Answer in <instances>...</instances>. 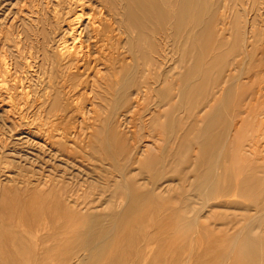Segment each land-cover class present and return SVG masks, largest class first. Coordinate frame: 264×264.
I'll return each mask as SVG.
<instances>
[{
	"label": "rangeland",
	"instance_id": "rangeland-1",
	"mask_svg": "<svg viewBox=\"0 0 264 264\" xmlns=\"http://www.w3.org/2000/svg\"><path fill=\"white\" fill-rule=\"evenodd\" d=\"M175 1L171 0L173 6L171 11L180 10L175 7ZM260 1L242 0L241 7L243 9L239 8V14L233 8L232 0H224V2L223 0H201L202 4L200 5L199 3L195 6L190 5L187 13L189 21L195 17L196 11L200 9L210 14L214 12L216 15L223 12L228 13V16H226L228 26L225 24L227 26L226 31V27H223V39H220L223 44L220 46L216 43V41H219L214 33L216 25L215 27L211 25L208 27L209 32H205L211 42L209 47H204L201 45V38L197 35L199 30L187 28L175 38L176 20H171L168 27L164 28L154 11L139 5L142 1L132 0L130 4L136 17L137 15V18L141 17L139 19L135 18L136 22H134L137 29L135 46L136 59L138 60L137 67L129 74L123 68L124 71L122 70L119 73V84L112 87L111 83H107L105 85L108 90L106 93L103 88L97 89L98 96L105 94L108 98L99 101V106L95 107L96 118L93 119L92 123L91 119H84L85 122L82 119L46 120L40 112L37 113V107L41 103L35 102L36 90L38 91V88L42 86L37 87L28 79L25 82L27 77L25 74L21 76L23 70L19 65L25 63V60L33 54L39 57L37 62L42 63V48L44 47L42 45L48 39L45 38L44 32L40 29H43L42 25L36 22L35 19L38 8L43 4L37 2V0H0V49L2 48L0 50V56L2 55L0 58V80L1 83L4 82L5 87L3 91L0 90V93H3L0 95L8 98L0 96L4 100L1 101L2 99H0V264H264V226H253L245 231L244 228L241 229L243 226L238 227L239 222L250 214L249 210H253L255 206L264 200V128L261 130L262 133L258 134V128L254 123L255 119L250 118L252 112H260L264 108V82H262L264 81V53H262L264 48L261 49L264 46V0ZM32 5L35 6L32 7ZM36 6L38 7L36 8ZM137 9H139V12ZM141 10L143 13L140 12ZM256 11L259 12L258 17ZM241 14L244 16L242 17L244 26L247 24L246 20L249 23L254 22L253 15L257 17L252 25L251 42L255 46L252 58L254 60H252L253 64L250 63V70L247 69V71L249 70L248 74L246 73L243 77L248 80L244 94L240 97H231L224 93L221 97L223 102H221V100H217L216 93L223 86V81L219 87L214 84L215 72L217 71L215 56L222 55L233 43L234 23L238 20L237 16ZM250 14H252V17ZM29 17L35 20L32 23L39 28L38 33L35 31L36 28L25 25L24 20L27 21ZM11 22H14L15 25ZM19 27L20 29H18ZM167 31L172 38L168 49L171 62L167 65L169 68L166 66L165 70L159 71V67L155 65L157 55L152 52L151 46L162 39L157 35H163ZM159 32L160 34H158ZM38 36L42 39H39ZM48 38H51V35ZM3 49H6L5 52ZM260 51L263 54V57H260L261 60L263 59L262 61L257 58L262 56ZM185 53L188 58L184 61ZM255 59L258 60L257 63L261 62V64L255 65ZM9 62L12 64L10 65ZM146 63L152 67L149 85L141 87L140 83L144 79L140 72ZM190 68L193 70L196 68L199 77H201V85L196 87L191 94L187 93L186 87L183 90L181 83L182 74ZM229 70L230 67H226L224 77H227ZM8 71L13 73L15 71L16 73L12 75L13 73ZM35 72L36 75L34 74V76L38 78L41 72L38 69ZM131 75L138 82L139 96L137 102L134 101L138 105L137 108L135 103L132 106L120 105L119 103V97L124 96L128 90V79ZM237 75L239 73H233L231 77ZM255 75L258 76L257 79ZM13 76H16V78ZM17 77L22 78L17 79ZM35 77L33 79H36ZM46 77L44 76L43 80L47 79ZM22 79H25V81H22ZM13 80H16L15 83ZM19 81L25 83L21 82L24 87L21 88ZM177 82L179 88H181L180 92L182 91L180 98L177 96ZM25 89L29 92V101L25 96L28 94ZM131 89L136 90V86L133 88L131 86ZM258 89L259 91L261 89V92H258ZM151 90L153 93H150ZM18 91L20 95H18ZM5 93L6 95H4ZM257 93L259 94L256 96L258 100L252 101L251 105V99H256L253 98L252 94L257 95ZM260 93L262 94L260 95ZM22 95L25 97L23 98ZM250 95L251 97H249ZM84 97L78 98L77 106L79 108L82 105L85 106L86 99ZM261 99L262 101H259ZM139 100L142 101V104L139 103ZM212 100H214L213 105ZM5 101H9L10 106L7 105L10 111L8 106L5 105ZM242 101L246 102L242 103ZM2 102L4 103L2 104ZM80 102L81 104H79ZM140 104L143 106L140 107ZM242 105L244 106L242 107ZM150 106L152 107L150 108ZM260 106L263 108L260 109ZM116 107L119 108V113H122L121 119H115L119 126L120 136L113 133V127H110V120L112 119H106L105 115L106 112L113 111ZM134 110L135 113H133ZM139 110H141V113ZM245 110H247V113ZM248 110L250 111L248 112ZM147 112L150 114L148 115ZM232 112L238 115L239 119L234 120L241 128H237L238 133H236L238 145L233 154L228 155L229 160L227 163L222 164L216 170L217 167L210 164L215 158L213 159L210 156L205 158L203 147L210 144L216 132V122L219 120L220 115L225 117L228 126L232 125V119L227 120L228 115ZM241 112H243L242 116H240ZM244 114L246 117H244ZM160 120L161 122H159ZM261 120L264 122L263 119ZM50 121L52 122L50 123ZM84 124L85 126L91 125V129L88 130L89 128L84 127ZM81 125H83L82 128ZM51 128H56L64 133H54L57 139H53L50 136V133L53 135V132H50ZM68 128L76 131V137L68 141V146L67 144L64 146L58 145L57 140L59 141L60 137L64 139V134L69 130ZM92 128L94 134L91 132ZM126 129L130 130L132 132L129 131L130 134L134 137ZM179 131L181 132L179 133ZM77 132H80L79 135H77ZM175 139L179 140L174 144ZM122 144L123 146H121ZM124 144L130 148L133 145L147 147L148 154L145 153L143 157H139L141 163L126 164V157L125 160L121 157V153L126 151ZM183 144L187 145L186 149H183ZM150 145H152V148ZM249 149H252L251 152ZM57 151H59L58 155L56 154ZM194 151H198V153H194V155ZM50 156L52 157L50 158ZM112 156L119 163V171H115L111 165ZM52 158L54 160L50 162ZM62 165H65V167H62ZM68 165H71V167ZM66 169H69L70 174L73 173V175L71 176ZM79 170L84 173L82 174ZM215 170L218 178L214 181L215 174L213 173ZM122 175H126V180L132 189L130 204L126 203L128 196L124 191L125 189H122L121 181H119L121 185L119 191L118 187L115 186L116 179H122ZM211 175L213 176L211 177ZM63 178L66 179L63 180ZM218 181L220 183L217 187ZM167 182L169 183L167 184ZM145 183L146 185H144ZM211 183H213L212 186ZM196 184L201 188L199 192L194 193L193 186H196ZM73 189L74 191H72ZM94 190H96V193ZM203 190L207 191V195L205 192L206 198L201 193ZM155 191L156 193H154ZM69 193L77 199L73 200L74 198L71 196V200ZM112 193L116 195L113 196ZM195 194L198 196L197 198H194L193 195ZM199 200L202 202L200 203ZM195 204L197 207L194 206ZM203 204L204 206H202ZM235 209L237 210L235 211ZM198 211L200 212L199 227H196L193 225V220ZM118 215L120 216L119 219ZM114 225L117 230L105 240L104 236L107 233L105 230ZM241 231L244 232L241 237L239 236L240 243L238 241V244L235 245L232 254L229 250L231 248L233 250V241ZM98 242L101 243V246Z\"/></svg>",
	"mask_w": 264,
	"mask_h": 264
},
{
	"label": "bare ground",
	"instance_id": "bare-ground-1",
	"mask_svg": "<svg viewBox=\"0 0 264 264\" xmlns=\"http://www.w3.org/2000/svg\"><path fill=\"white\" fill-rule=\"evenodd\" d=\"M10 1V0H9ZM42 2L43 5H41L38 8V11L36 12V22H38L39 24L42 25L43 29L40 28L45 35V38L48 39L47 42L45 44H43L42 46H44L42 48L43 51V58H42V63L40 64V62L38 63L37 60L39 59V57L36 56V54H33L32 56L28 57L27 60H25V63H21L22 68V74H25L26 81L25 79H22V81L27 82L28 80H30V82L32 81V83H34L35 85H37L38 91L36 90V98H35V102L38 101L41 104L37 107V113H41L44 117V119L46 120H51V119H55V120H60L61 119H82L83 122H85L84 119H91L92 123H93V119L96 118L95 117V107L99 106V101L104 100V98H108L104 95H100L98 96V92L97 89L98 88H103L105 90V93L108 91L105 87V85H107V83H111L112 87L117 86L119 84V73L122 72L123 68H125L126 73L128 72L131 73L133 71L134 68L137 67V59H136V53H135V46H136V33H137V29L134 26V22H136V19L138 17H136L135 12L133 10V7H131L130 2L132 0H37V2ZM139 5L144 6L146 9H151L152 11H154L156 13V16L158 17V19L160 20V24L162 27H168L169 23H171V20H176V25H175V38L178 37L181 33V31L183 30H187V28L191 29V30H199L197 32V35L201 38V45L204 47H209L210 44V38L207 37L205 34V32H209L208 27H210L211 25H213V27H215L216 25V30H214V33L217 36V39L219 41H216L217 44H219L220 46L223 44L222 41H220V39H223V32L224 29L223 27L225 26L226 23V16H228L227 12H223V13H219V15H216L211 13H206L205 11H203L202 9L200 10H195L196 11V15H194L195 17H193L192 20H188L187 19V13L189 10V6L190 5H194L199 3L202 4L201 0H176L175 1V7L179 8L180 10H176L175 11H171L172 3L171 0H136V2H141ZM260 1V0H259ZM262 1V0H261ZM260 1V2H261ZM28 2V1H27ZM33 2V1H32ZM31 2V3H32ZM127 2V3H126ZM224 2V0H223ZM241 2L242 0H232V5L233 8L235 10H237L236 12L240 11L241 7ZM246 3V2H245ZM23 4V3H22ZM127 4V6H126ZM261 4V3H259ZM137 5V4H136ZM198 5V6H199ZM35 6V5H34ZM32 5V7H34ZM22 7V6H21ZM38 6H36L37 8ZM143 7V8H144ZM241 7V8H240ZM246 7V6H245ZM28 8V7H27ZM198 9V7H196ZM213 8V5H212ZM240 8V9H239ZM258 8V7H257ZM34 9V8H33ZM232 9V8H231ZM243 9V8H242ZM25 10V9H24ZM28 10V9H27ZM124 10V12H123ZM139 9H137L138 11ZM26 11V10H25ZM29 11V10H28ZM35 11V10H33ZM32 11V13H33ZM213 11V10H212ZM222 11V10H221ZM220 11V12H221ZM246 11V10H244ZM27 12V11H26ZM139 12V11H138ZM142 12V10L140 11ZM229 12V11H228ZM232 12V11H231ZM255 12V10H254ZM257 12V11H256ZM20 13V12H19ZM143 13V12H142ZM148 13V12H147ZM152 13V12H151ZM150 13V15H151ZM240 12H238L239 14ZM23 14V13H22ZM246 14V13H245ZM254 14V13H253ZM264 14V13H263ZM31 15V14H30ZM28 15V16H30ZM34 15V14H33ZM32 15V16H33ZM231 15V14H230ZM252 14H250L251 16ZM256 15V13H255ZM259 15V12H257V17ZM25 16V15H24ZM143 16V15H142ZM153 16V15H152ZM23 19L24 17L21 16ZM27 17V16H26ZM25 17V18H26ZM149 17V16H148ZM147 17V18H148ZM154 17V16H153ZM242 14L237 16V21L234 23L235 29H234V41L233 43L230 45V47L222 54V55H217L215 56V62H216V67H217V71L215 72V85H217V87L220 86V84L223 81V86L220 88V91H218L216 93V96H218L217 100H221V97H223L222 95L224 93H227L229 96L231 97H240L241 95L244 94V89L248 84V80H246L244 77V75L250 70V63L253 61V55H254V44L251 42L252 40V25L256 20V16L253 15V18H255V20L253 19V23H249L246 20V26H244L243 23V19H242ZM246 17V15H245ZM248 17V15H247ZM252 17V16H251ZM139 18H141L139 16ZM137 18V19H139ZM250 18V17H248ZM247 18V19H248ZM13 19V18H12ZM27 19V18H26ZM26 19L24 20L25 25L36 28L35 31H39V28H37L36 25H33V21H35L34 19H31L29 17V19L26 21ZM146 19V16H145ZM150 20V18H148ZM252 19V18H251ZM17 20V19H16ZM142 20V19H141ZM140 20V21H141ZM228 20V19H227ZM249 20V19H248ZM252 21V20H250ZM262 21V20H261ZM14 22H15V18H14ZM14 22H11L14 24ZM264 22V20H263ZM20 23V22H19ZM36 23V24H38ZM151 23V21H150ZM261 23V22H259ZM12 25V24H11ZM128 25V26H127ZM136 25V24H135ZM231 25V24H229ZM258 25V24H257ZM227 26H225V31L227 29ZM21 27V25H20ZM20 27L18 29H20ZM39 27V26H38ZM260 27V24H259ZM10 28H12V26H10ZM263 28V27H262ZM260 29V28H259ZM40 30V32H41ZM13 31V30H12ZM19 31V30H18ZM230 31V30H229ZM4 33V31H3ZM24 33V32H23ZM26 33V32H25ZM38 33V32H37ZM36 33V34H37ZM18 34V33H17ZM28 34V33H27ZM160 34V32L158 33ZM262 34V32H261ZM8 35V33H7ZM19 35V34H18ZM38 35V34H37ZM51 35V38H48V36ZM196 35V36H197ZM4 36V35H3ZM32 36V35H31ZM34 36V35H33ZM160 36L162 39L159 40L160 42H156L155 44H153L151 46L152 48V52H154L157 55L156 58V67H159V71L160 70H165L166 66L171 62L170 59V53H168V49L170 48V42L172 40V38L170 37V34H168V31L165 32L163 35H157ZM228 36V35H227ZM14 37V36H13ZM12 37V38H13ZM20 37V36H19ZM39 37V36H38ZM37 37V38H38ZM159 37V38H160ZM1 38V35H0ZM7 38V36H6ZM18 38V37H17ZM226 38V36H225ZM224 38V39H225ZM229 38V37H228ZM258 38V37H257ZM8 39V38H7ZM23 39V38H22ZM36 39V38H34ZM39 39H42L39 37ZM230 39V38H229ZM24 40V39H23ZM26 40V39H25ZM29 40V39H28ZM157 40V39H156ZM259 40V39H258ZM27 41V40H26ZM38 42V40H36ZM18 42V41H16ZM1 43V42H0ZM24 43H26L24 41ZM43 43V41H42ZM41 43V44H42ZM264 44V43H263ZM28 46V45H26ZM35 46V45H34ZM40 47V46H38ZM261 47V46H260ZM264 48V46L261 47V49ZM2 49V48H1ZM0 49V50H1ZM33 49V48H32ZM39 49V48H38ZM6 49H3V51L5 52ZM27 51V50H26ZM264 51V50H263ZM262 51V53H264ZM29 52V51H28ZM39 52V51H38ZM1 53V51H0ZM32 53V51H31ZM35 53V52H34ZM4 54V53H3ZM30 54V53H28ZM186 54V53H185ZM201 54V53H200ZM261 54V51H260ZM19 55V54H18ZM27 55V54H26ZM257 55V54H256ZM262 56L257 57L258 59L260 57H263V54H261ZM5 56V55H4ZM3 56V57H4ZM7 56V55H6ZM40 56V55H39ZM203 56V55H202ZM2 57V55L0 56V58ZM7 58V57H6ZM188 55L186 54L184 57V61L187 60ZM256 58V57H255ZM264 58V57H263ZM26 59V58H25ZM198 59V57H197ZM2 60V59H1ZM5 60V59H4ZM3 60V61H4ZM261 60V58H260ZM263 60V59H262ZM261 60V61H262ZM256 61V62H255ZM255 65H257L258 63L261 64V62H258V60L255 59ZM264 61V60H263ZM8 62V60H7ZM178 62V61H177ZM4 63V62H3ZM20 63V62H18ZM5 64V63H4ZM9 64L11 65L12 63L9 62ZM7 64V65H9ZM258 64V65H260ZM257 65V66H258ZM197 66V65H195ZM250 66V67H249ZM1 67V66H0ZM3 67V64H2ZM5 67V66H4ZM168 67V66H167ZM226 67H230L229 72L226 74L227 77H224V72ZM249 67V68H248ZM254 67V66H253ZM8 68V67H7ZM11 68V66H10ZM9 68V69H10ZM169 68V67H168ZM197 68V67H196ZM194 68V70L192 68L190 69H186V71L182 74V87L183 90L186 87V91L187 93H192V91H194L196 89V87L200 86L201 84V77H199L198 75V71L197 69ZM6 69V68H5ZM39 70L41 72V74L38 78H36L34 76V74L36 73L35 70ZM152 69L151 65H149L148 63L144 64L142 71L140 72L142 74V77L144 79V81H142L141 87H147L149 85V77H150V70ZM247 69H249L247 71ZM1 70V69H0ZM12 70V69H11ZM17 71V68L15 69ZM3 71V68H2ZM5 71V70H4ZM124 71V70H123ZM264 71V70H263ZM7 72V70H6ZM10 72V71H8ZM258 72V71H256ZM255 72V74H256ZM13 73V72H10ZM16 72L14 71V73L12 75H14ZM163 73V72H161ZM233 73H239V75L231 77V75ZM260 73V72H259ZM2 74V73H1ZM20 74V72L18 73V75ZM263 74V73H262ZM260 74V75H262ZM10 75V74H7ZM17 75V76H18ZM36 75V74H35ZM133 75V74H132ZM131 75L129 80V87L128 90L126 92V94L124 96H120L119 97V103L120 105H127V106H132L134 105V101L137 102L138 96H139V89H137V80H135L133 78V76ZM258 75V74H257ZM11 76V75H10ZM47 76L45 80H43V77ZM161 76V74H160ZM159 76V77H160ZM256 76V75H255ZM259 76V75H258ZM258 76H256V79L258 78ZM1 77H3L1 75ZM16 78V76H13ZM12 77V79H13ZM36 79H33V78ZM14 78V79H15ZM20 77H17V79ZM22 78V77H21ZM20 78V79H21ZM24 78V77H23ZM128 78V77H127ZM9 79V77H8ZM11 79V77H10ZM16 79V80H17ZM28 79V80H27ZM248 79V78H247ZM261 79V78H260ZM16 80H13L16 81ZM263 80V79H262ZM261 80V81H262ZM21 81V82H22ZM125 81V80H124ZM163 81V80H162ZM2 81L0 80V90L3 91V89L5 88L3 83H1ZM9 82V81H8ZM20 82V81H19ZM20 82V84H21ZM251 82V81H250ZM264 82V81H262ZM7 83V82H5ZM15 83V82H14ZM23 83V82H22ZM151 83V82H150ZM161 83V82H160ZM25 84V83H23ZM23 84H21V88L24 87L22 86ZM159 84V83H158ZM250 84V83H249ZM14 85V84H13ZM151 85V84H150ZM252 85V84H250ZM6 86V84H5ZM27 86V85H25ZM134 86H136V90L131 89ZM155 86V85H154ZM159 86V85H158ZM227 86V87H225ZM20 87V86H19ZM18 87V88H19ZM36 87V88H37ZM168 87V86H167ZM178 87V94L177 96H179V98L182 95V91L180 92L181 88H179L178 86V82H177V86ZM13 88V87H11ZM28 89V87H27ZM25 89V92L26 90ZM30 89V88H29ZM35 89V88H34ZM121 89V88H120ZM144 89V88H142ZM141 89V90H142ZM152 89V88H151ZM154 89V88H153ZM264 89V88H263ZM262 89V90H263ZM7 90V89H6ZM134 90V91H133ZM21 91V89H20ZM152 91V90H151ZM177 91V89H176ZM216 91V90H214ZM1 92V91H0ZM6 92V91H4ZM14 92V89H13ZM12 92V93H13ZM28 92V90H27ZM117 92V91H116ZM258 92H261V89ZM7 93V92H6ZM6 93L4 95H6ZM21 93V92H20ZM150 93H153L150 92ZM263 93V92H262ZM260 93V95L262 94ZM1 94V93H0ZM3 94V93H2ZM1 94V95H2ZM23 94V93H22ZM31 94V93H30ZM93 94V95H92ZM145 94V93H144ZM0 95V96H1ZM13 95V94H12ZM18 95L19 91H18ZM18 95H17V99H18ZM25 95V93H24ZM23 96V98L26 96L27 100L29 101V92L28 94H26L25 96ZM153 95V94H152ZM163 95V94H162ZM253 98L256 96H258L259 94L257 93V95L252 94ZM9 97H12L10 95H8ZM14 96V95H13ZM81 96H85L84 98L86 99V103L85 106L83 107H78L77 106V102H78V98ZM113 96V94H112ZM154 96V95H153ZM4 97V96H1ZM6 97V96H5ZM4 97V98H5ZM114 97V96H113ZM149 97V96H148ZM151 97V96H150ZM251 97V95L249 96ZM248 97V99H249ZM22 98V99H23ZM25 98V99H26ZM143 98V97H142ZM141 98V100H142ZM2 99V98H0ZM6 99H8L6 97ZM5 99V100H6ZM10 99V98H9ZM114 99V98H113ZM214 99V98H213ZM227 99V96H226ZM247 99V101H248ZM24 100V99H23ZM32 100V99H31ZM82 100V99H80ZM150 100V99H149ZM148 100V102H149ZM158 100V99H157ZM176 100V99H175ZM254 100H258L256 99H251V105H252V101L254 102ZM1 101H4L3 99ZM11 101V100H10ZM20 101V100H18ZM83 101V100H82ZM114 101V100H113ZM143 101V100H142ZM142 101L139 100V103ZM154 101V100H153ZM213 101L212 100V105H213ZM259 101H262L259 100ZM264 101V100H263ZM7 105L8 102L5 101ZM12 102V101H11ZM10 102V103H11ZM14 102V101H13ZM221 102H223L221 100ZM226 102V101H225ZM246 102V101H242ZM4 102H2L3 104ZM29 103V102H28ZM84 103V101H83ZM157 103V102H156ZM174 103V102H173ZM180 103V102H179ZM81 104V102L79 103ZM139 105L140 107L143 105ZM261 104V103H260ZM1 105V104H0ZM9 105V104H8ZM7 105V106H8ZM13 105V103H12ZM38 105V104H37ZM221 105L223 106V104L221 103ZM227 105V104H225ZM246 105V104H244ZM242 105V107L244 106ZM10 106V105H9ZM9 106H8V110H9ZM135 106L137 108V104L135 103ZM13 107V106H12ZM21 107V106H20ZM139 107V108H140ZM146 107V106H144ZM142 107V108H144ZM152 106H150L151 108ZM169 107V106H168ZM11 108V107H10ZM135 108V110H136ZM148 108V107H147ZM223 108V107H222ZM263 108L262 106H260V109ZM6 109V108H5ZM98 109V108H97ZM149 109V108H148ZM147 109V111H148ZM208 109V108H207ZM248 109V108H247ZM264 109V108H263ZM261 109L260 112H252L250 118L251 119H255L254 123L255 126H257V130L259 133H262V129L264 128V122L261 120H264V110ZM4 110V109H3ZM135 110L133 113H135ZM162 110V109H161ZM10 111V110H9ZM7 111V112H9ZM141 110H139L140 112ZM247 113V110H245ZM250 110H248L249 112ZM34 112V111H33ZM129 112V111H128ZM152 112V111H151ZM159 112V110H158ZM157 112V113H158ZM203 112V111H202ZM201 112V113H202ZM13 113V112H12ZM35 113V112H34ZM131 113V112H130ZM128 113V114H130ZM141 113V112H140ZM146 113V112H145ZM156 113V112H155ZM160 113V112H159ZM158 113V115H159ZM183 113V111H182ZM180 113V114H182ZM200 113V114H201ZM204 113V112H203ZM240 113V112H239ZM241 112V115L242 116ZM122 114V113H121ZM119 113V108L116 107V109H114L113 111L110 112H106V119H112L110 120L111 122V126L113 127V133L119 135V126L117 125V121L115 119H121L122 115ZM137 114V113H136ZM148 114V112H147ZM150 114V113H149ZM148 114V115H149ZM249 114V113H248ZM6 115V114H4ZM10 115V114H9ZM39 115V114H38ZM133 116V115H131ZM147 116V115H146ZM238 115L233 114V112L231 114L228 115L227 120L232 119L230 126H228L229 124L225 121L226 119H224L225 117H222V115H220L219 120L216 122V132L210 142L209 145L206 144V146H204V157H213L214 160H212V162L210 163L211 166H216L217 168H215L216 170L222 165L227 163V161L229 160L228 155L229 154H233V152L236 150V146L238 145L237 142V128L241 129L240 125L236 124V118ZM239 116V117H240ZM3 117V116H1ZM5 117V116H4ZM105 117V116H104ZM103 117V118H104ZM158 117V116H157ZM244 117H246V115L244 114ZM129 118V116H128ZM127 118V119H128ZM144 118V117H143ZM175 118V116H174ZM1 119V118H0ZM6 119V118H5ZM15 119V118H14ZM38 119V117H37ZM146 119V118H145ZM148 119V117H147ZM150 119V118H149ZM164 119V118H163ZM199 119V117H198ZM236 119V120H234ZM239 119V118H238ZM3 120V119H2ZM1 120V121H2ZM102 120V119H101ZM162 120V119H161ZM161 120L159 122H161ZM243 120V118H242ZM80 121V120H79ZM78 121V122H79ZM119 121V120H118ZM145 121V120H144ZM163 121V120H162ZM175 121V119H174ZM52 121H50L51 123ZM56 122V121H55ZM87 123L89 121H86ZM123 122V121H122ZM121 122V123H122ZM54 123V122H53ZM52 123V124H53ZM86 123V124H87ZM91 123V122H90ZM91 123V124H92ZM99 124V121L97 122ZM103 123V122H102ZM145 123V122H143ZM243 123V122H242ZM241 123V124H242ZM68 124V123H67ZM81 124H83L81 122ZM126 124V123H125ZM125 124H123L125 126ZM142 124V123H141ZM201 124V123H200ZM228 124V125H227ZM71 125V124H70ZM79 125V124H78ZM77 125V126H78ZM105 125V124H104ZM122 125V126H123ZM83 125H81L82 128ZM91 125H86L84 124V127H88L90 130ZM108 126V125H107ZM144 126V125H143ZM142 126V127H143ZM154 126V125H153ZM230 128L228 130V127ZM242 126V125H241ZM70 127V126H68ZM76 128V125L74 126ZM95 127V126H94ZM97 127V126H96ZM127 127V124H126ZM158 127V126H157ZM213 127V126H212ZM227 127V128H226ZM73 128V127H72ZM98 128V127H97ZM128 128V127H127ZM145 128V127H144ZM143 128V129H144ZM52 129V128H51ZM50 129V130H51ZM69 129V128H68ZM79 129V127H78ZM84 129V128H83ZM82 129V130H83ZM107 129V128H106ZM112 129V128H111ZM130 129V128H129ZM228 130L227 134L226 131ZM49 130V131H50ZM66 130V129H65ZM77 130V129H76ZM96 130V129H95ZM104 130V129H103ZM146 130V129H145ZM93 131V128L91 130V132ZM122 131V130H121ZM126 131H130L127 130ZM182 131V129H181ZM179 131V133L181 132ZM261 131V132H260ZM264 131V129H263ZM50 132H53V135L50 133L51 138L53 139H57V136L54 133H61L60 130L52 129ZM90 132V133H91ZM131 132V131H130ZM129 132V134H130ZM64 133V132H62ZM61 133V134H62ZM77 132V135H79ZM93 133V132H92ZM97 133V132H96ZM132 133V132H131ZM47 134V133H46ZM85 134V133H84ZM94 134V133H93ZM91 134V135H93ZM128 134V135H129ZM151 134V133H149ZM155 134V133H154ZM173 134V133H172ZM211 134V132H210ZM257 134V135H258ZM58 135V134H57ZM65 137L64 139L60 137V140L57 142H59L58 145L64 146L65 144L68 143V141L71 139H74L76 137V131L69 129L67 132H65ZM108 135V133H107ZM116 135V136H117ZM132 135V134H130ZM60 136V135H59ZM58 136V137H59ZM63 136V135H61ZM101 136V135H100ZM106 136V135H105ZM120 136V135H119ZM134 137V135H132ZM148 136V135H147ZM153 136V135H151ZM261 136V135H259ZM258 136V137H259ZM81 137V136H80ZM92 137V136H91ZM131 137V136H130ZM135 137L137 138V136L135 135ZM178 137V136H177ZM257 137V138H258ZM263 137V136H262ZM79 138V137H78ZM107 138V137H105ZM121 138V137H120ZM149 138V137H148ZM151 138V137H150ZM160 139V137H158ZM157 138V139H158ZM163 138V137H161ZM207 138V137H206ZM46 139V138H45ZM89 139V137H88ZM116 139V138H115ZM155 139V137H154ZM152 138V140H154ZM172 139V138H171ZM261 139V137H260ZM90 140V139H89ZM140 140V139H139ZM148 140V139H147ZM156 140V139H155ZM179 140V139H178ZM177 139H175L174 144L178 141ZM255 140V139H254ZM48 141V140H47ZM46 141V142H47ZM54 141V140H53ZM137 141V140H136ZM158 141V140H156ZM171 141V140H170ZM207 141V140H206ZM78 142V141H77ZM110 142V140H109ZM257 142V141H256ZM264 142V141H263ZM52 143V142H51ZM104 143V142H103ZM117 143V142H116ZM143 143V142H142ZM157 143V142H156ZM161 143V142H160ZM47 144V143H46ZM54 144V143H53ZM94 144V143H93ZM139 144V143H137ZM162 144V143H161ZM256 144V143H253ZM262 144V142H261ZM5 145V144H4ZM72 145V144H70ZM76 145V144H75ZM104 145V144H103ZM111 145V142H110ZM118 145V144H117ZM126 147V151L124 153H121V157L125 160L126 164H137V163H141V159H139V157H143V155L145 153H147V147H137L136 145H133L130 147H127L126 144H124ZM141 145V144H140ZM144 145V144H143ZM167 145V144H166ZM203 145V144H202ZM68 146V144H67ZM123 146V144L121 145ZM146 146V144H145ZM152 145H150L151 147ZM191 146V145H190ZM263 146V145H262ZM49 147V146H48ZM74 147V145H73ZM120 147V146H118ZM182 147H184L183 149H186L187 145L183 144ZM51 148V146H50ZM61 148V147H60ZM105 148V146H104ZM111 148V146H110ZM152 148V147H151ZM197 148V147H196ZM49 149V148H48ZM76 149V148H75ZM106 149V148H105ZM108 149V148H107ZM131 149V150H130ZM154 149V147H153ZM194 149V148H193ZM214 149V150H213ZM53 150V149H52ZM56 150V149H54ZM58 150V149H57ZM78 151V149H76ZM83 150V149H82ZM157 150V149H156ZM197 150V149H196ZM195 150V151H196ZM213 150V151H212ZM250 152L252 149H249ZM50 151V150H49ZM61 151V150H60ZM193 152L194 153H198L197 152ZM54 152V151H52ZM58 152V153H57ZM56 154H59V151H57ZM85 152V151H84ZM253 152V151H252ZM264 152V151H263ZM50 153V152H49ZM89 153V152H88ZM91 153V152H90ZM101 153V152H100ZM246 153V152H245ZM249 153V152H248ZM247 153V154H248ZM62 154V153H61ZM102 154V153H101ZM110 154V153H109ZM148 154V153H147ZM162 154V152H161ZM255 154V153H254ZM264 154V153H263ZM55 155V154H54ZM183 155L185 156V154L183 153ZM195 155V154H194ZM124 156V157H123ZM193 156V155H192ZM52 156H50L51 158ZM60 157V156H58ZM57 157V158H58ZM160 157V156H159ZM240 157V156H239ZM61 158V157H60ZM59 158V159H60ZM113 160H111V165L114 168L115 171H117L119 169V163L113 158V156L111 157ZM193 158V157H192ZM264 158V157H263ZM1 159V158H0ZM62 159V158H61ZM135 159V160H134ZM161 159V158H160ZM53 161L54 159H50ZM57 160V159H56ZM118 160V159H117ZM231 160V159H230ZM255 160V159H254ZM80 161V160H79ZM106 161H108L106 159ZM211 161V160H210ZM256 161V160H255ZM69 162V161H68ZM124 162V161H123ZM262 162V161H261ZM46 163V162H45ZM54 163V162H53ZM51 163V164H53ZM56 163V162H55ZM194 163V162H193ZM232 163V162H231ZM43 164V162H42ZM50 164V165H51ZM66 164V163H64ZM73 164V163H72ZM71 164V165H72ZM77 164V163H76ZM80 164V163H78ZM83 164V163H81ZM209 164V165H210ZM45 165V164H44ZM67 165V164H66ZM71 165H68L69 167H71ZM75 165V164H73ZM186 165V164H185ZM55 166V165H54ZM65 167V165H62V167ZM77 166V165H76ZM107 166V165H106ZM136 166V165H135ZM205 166V165H204ZM210 166V167H211ZM60 167V166H59ZM61 167V168H62ZM67 167V166H66ZM80 167V165H79ZM209 167V168H210ZM208 168V167H207ZM64 169V168H63ZM70 169V168H69ZM69 169L67 171H69ZM75 169V168H74ZM79 169V168H78ZM100 169V168H99ZM202 169V168H201ZM98 170V169H97ZM120 170V169H119ZM118 170V171H119ZM214 171L213 174H215V172L217 173V171ZM56 171V169H55ZM71 171V169H70ZM69 171V174H70ZM80 171V170H79ZM79 171H77L79 173ZM58 172V171H57ZM63 172V170H62ZM81 172V171H80ZM121 172V171H120ZM136 172V171H134ZM51 173V172H50ZM76 173V172H75ZM82 173V172H81ZM84 173V172H83ZM82 173V174H83ZM63 174V173H61ZM60 174V175H61ZM80 174V175H82ZM122 174V173H121ZM124 174V173H123ZM209 174V173H208ZM51 175V174H50ZM68 175V174H67ZM71 175V174H70ZM73 175V173H72ZM71 175V176H72ZM89 175V174H88ZM87 175V176H88ZM200 175V174H199ZM49 176V175H48ZM52 176V175H51ZM70 176V177H71ZM113 176V174H112ZM111 176V177H112ZM122 179H116V184L115 186L118 187V191H119V187L121 186L120 184H122V189L124 188L127 194V201L126 203L131 202L132 199V189L130 187L129 182L126 180V175H122ZM213 175H211L212 177ZM216 176V178H215ZM215 176L213 177L214 179H217L218 176L215 174ZM10 177V176H9ZM64 177V176H63ZM66 177V176H65ZM84 177V176H83ZM115 177V176H114ZM113 177V178H114ZM59 178V177H58ZM61 178V177H60ZM59 178V179H60ZM72 178V177H71ZM193 179V176L191 177ZM190 178V179H191ZM210 178V177H209ZM46 179V178H45ZM44 179V180H45ZM48 179V178H47ZM50 179V178H49ZM57 179V178H56ZM66 178H63V180ZM80 179V178H79ZM78 179V180H79ZM191 179V181H192ZM211 179V178H210ZM209 179V180H210ZM113 180V179H112ZM119 181H121V183L119 184ZM190 181V182H191ZM208 181V179L206 180V182ZM215 181V180H214ZM236 181V180H235ZM140 182V181H139ZM147 182V181H145ZM176 182V181H175ZM211 182V181H209ZM234 182V181H232ZM43 183V182H42ZM115 183V182H114ZM169 182H167L168 184ZM205 183V182H204ZM214 183V182H213ZM211 183V186L212 184ZM219 181L217 182V187L219 186ZM50 184V183H49ZM110 184V183H109ZM141 184V182H140ZM166 184V185H167ZM171 184V183H170ZM174 184V183H173ZM146 185V183L144 184ZM204 185V184H203ZM103 186V185H102ZM202 186V185H201ZM106 187V186H105ZM165 187V186H164ZM172 187V186H171ZM177 187V185H176ZM179 187V186H178ZM210 187V186H209ZM143 188V187H142ZM200 186L196 184V186H193V191L194 193H197L200 191ZM236 188V187H235ZM97 189V188H96ZM156 189V188H155ZM163 189V188H162ZM172 189V188H171ZM208 189V188H207ZM79 190V189H77ZM121 190V188H120ZM67 191V190H66ZM74 191V189L72 190ZM91 191V190H90ZM96 193V190H94ZM117 191V192H118ZM123 191V190H122ZM159 191V189H158ZM85 192V191H84ZM150 192V191H149ZM207 195V191L203 190L201 193H203L205 195ZM209 192V190H208ZM66 193V192H65ZM68 193V192H67ZM91 193V192H89ZM111 193V192H110ZM156 193V191L154 192ZM172 193V192H171ZM216 193V191H215ZM72 194V192H71ZM113 194V193H112ZM202 194V196H203ZM70 195V193H69ZM79 195V194H78ZM83 195V193H82ZM116 194H113V196ZM167 195V194H166ZM205 195V198H206ZM72 195H70L71 197ZM194 198H197L198 196L195 194L193 195ZM201 196V197H202ZM215 196V195H214ZM67 197V196H66ZM73 197V196H72ZM71 197V200H72ZM92 197V196H91ZM123 197V196H122ZM153 197V196H152ZM151 197V198H152ZM74 198V197H73ZM76 198V197H75ZM75 198L73 200H75ZM192 198V196H191ZM236 198V197H235ZM77 199V198H76ZM91 199V198H90ZM89 199V200H90ZM114 199V198H113ZM220 199V197H219ZM98 201L100 200L99 198L97 199ZM203 200V199H200ZM199 200V201H200ZM205 200V199H204ZM203 200V201H204ZM235 200V199H234ZM96 201V200H95ZM189 201V200H188ZM197 201V200H196ZM207 201V199H206ZM239 201V200H238ZM187 202V200H186ZM202 201H200L201 203ZM212 202V201H211ZM125 203V205H126ZM204 203V202H203ZM208 203V201H207ZM184 204V203H183ZM124 205V206H125ZM132 205V204H131ZM206 205V204H205ZM211 205V204H210ZM195 207L196 204L194 205ZM204 206V204L202 205ZM201 206V208H202ZM184 207V206H183ZM200 207V206H199ZM206 207V206H205ZM225 207V204H224ZM228 207V206H227ZM124 208V207H123ZM131 208V207H130ZM215 208V207H213ZM125 209V208H124ZM122 209V210H124ZM191 209V208H190ZM204 209V208H203ZM226 209V208H225ZM92 210V209H91ZM97 210V208H96ZM102 210V209H101ZM113 210V209H112ZM237 209H235L236 211ZM95 211V209H94ZM203 211V210H202ZM201 211V212H202ZM239 211H244V210H239ZM250 214L246 217H242V221L239 222V226H243L241 227V229L244 231L245 230H249L251 229L253 226H264V200L262 203H259L257 206L254 207L253 210H249ZM110 212V211H109ZM123 212V211H122ZM179 212V211H178ZM191 212V211H190ZM238 212V211H237ZM121 213V212H120ZM119 213V214H120ZM241 213V212H238ZM124 214V213H123ZM199 214L200 212L198 211V213L192 217H194V223L193 225H195L196 227H199ZM191 215V214H190ZM189 215V216H190ZM241 216V215H240ZM119 215H118V219H119ZM239 217V216H238ZM102 218H106V217H102ZM117 218V216H116ZM117 219V220H118ZM189 219V218H187ZM193 219V218H191ZM116 220V221H117ZM192 221V220H191ZM116 223V222H115ZM118 223V222H117ZM185 223V222H184ZM190 226V225H189ZM116 226H112L111 228L105 230L107 233L105 234L106 236H104L105 240H107L110 236H112V234L114 233L115 230H117V228H115ZM188 227V226H187ZM197 231H199L198 229H196ZM243 231V232H244ZM243 232L241 231L240 234H237V238H235L233 241V250L231 248L232 254L233 251L235 250V245L238 244L239 236L241 237V235L243 234ZM248 236V235H247ZM243 238V237H242ZM103 239V238H102ZM225 239V238H224ZM227 239V238H226ZM102 241V240H101ZM100 241V242H101ZM232 241V240H231ZM98 242L101 246V243ZM104 242V241H103ZM240 243V241H239ZM231 244V243H230ZM99 246V247H100ZM104 246V245H103ZM238 246V245H237ZM251 246V245H250ZM97 247V245H96ZM240 247V246H239ZM95 248V247H94ZM226 249V248H225ZM92 250V248H91ZM226 251V250H225ZM231 252H229L231 254ZM257 252V251H256ZM228 255V253H227ZM234 256V255H233ZM231 257V255H230ZM235 257V256H234ZM232 257V258H234ZM229 259V258H228ZM226 260V259H225ZM229 262V261H228ZM227 263V262H226Z\"/></svg>",
	"mask_w": 264,
	"mask_h": 264
}]
</instances>
